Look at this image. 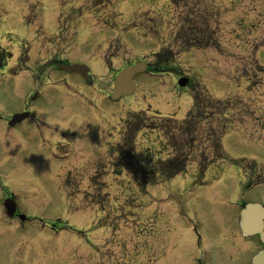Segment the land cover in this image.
Segmentation results:
<instances>
[{"label": "rangeland", "instance_id": "374dc122", "mask_svg": "<svg viewBox=\"0 0 264 264\" xmlns=\"http://www.w3.org/2000/svg\"><path fill=\"white\" fill-rule=\"evenodd\" d=\"M191 1L0 0V46L12 54L5 67L10 76L0 77V118L22 113L26 93L37 92L31 106L33 121L10 128L0 120L4 189L16 193V203L34 227L0 226V264H166V260L168 264H198L205 255L213 264H225L221 258L224 244H231V235L237 236L240 214L238 209L231 212L217 204L214 197L222 193L220 185L199 189L197 184L196 190L176 201L167 197L175 193L177 183L156 181L144 189L130 182L126 175L132 171L123 172L116 164L117 147L120 150L127 144L136 148L142 163H148L151 158L145 151L150 145L156 150L157 141L164 139L156 126L165 127L176 141L175 152L191 153L195 164L188 171L198 169V161L219 159L221 177L230 188L227 196L235 193L236 201L264 205L261 171L257 169L256 178L244 186L238 174L248 171L245 166L254 161L264 175V132L255 129L264 130V0H200V7L212 8L213 14L207 15L195 13L188 6ZM160 49H164L160 57L150 54ZM20 50L33 60L27 62L30 74L17 75L15 58ZM52 58L89 64L93 91L81 79L53 68L47 82L35 66ZM137 61L158 64L168 72L136 76L135 93L112 103L108 95L114 75ZM20 68L24 69L22 64ZM182 77L189 79L186 88L176 84ZM63 79L69 81L66 89L58 84ZM68 90L77 94L72 97ZM48 91L53 96L50 105ZM76 98L81 102L78 105L73 104ZM86 99L96 111L86 107ZM194 100L200 102L195 108L206 111L208 121L197 123L196 135L192 126L186 137L185 130L176 125L190 113ZM230 100L231 107L226 104ZM211 101H217L218 107ZM231 110V119L211 117ZM127 115L134 121L141 115L132 137L121 130ZM194 115H190L193 120ZM77 136L80 141L73 149ZM221 138L222 156L215 147ZM51 152L64 157L63 162L51 159ZM168 153L176 155L168 150L165 156ZM44 165L56 168L44 172L52 179H37L39 184L25 179L43 174L28 167L35 170ZM17 168L23 175L19 195L11 181ZM215 171L207 167L206 179L213 180ZM239 185L243 186L240 197ZM195 194L198 199L192 200ZM175 209L178 216L181 213L178 219L172 212ZM48 224H56L54 230L62 232L48 233ZM197 232L214 245H197L207 244L199 242ZM240 237L244 244H260L256 236ZM254 253L247 250L244 264H250ZM228 261L239 264L235 259Z\"/></svg>", "mask_w": 264, "mask_h": 264}, {"label": "flooded vegetation", "instance_id": "af4514ba", "mask_svg": "<svg viewBox=\"0 0 264 264\" xmlns=\"http://www.w3.org/2000/svg\"><path fill=\"white\" fill-rule=\"evenodd\" d=\"M202 13H204V12H202ZM207 13H208V10L207 9H205V15H207ZM56 60H52V62L51 63H54ZM49 67H53V66H49ZM1 69H3V67L2 66H0V73L2 72L1 71ZM79 77V76H78ZM80 78V77H79ZM36 79H38V77H36ZM88 84H90L91 86H92V84H93V79H92V77H90L89 78V81H88ZM28 97L29 96H26L25 98H24V100H23V110L21 111V112H29V118L28 119H26L25 121H27V120H34L33 119V115H34V112L32 111V109H31V106L32 105H34V103H32V100H31V97H29V101H28ZM37 114V113H36ZM11 117V116H10ZM0 120H5V123L7 124L8 123V121H9V117H6V118H0ZM25 121H22L21 123H19V124H22L23 122H25ZM18 124V125H19ZM17 126V125H16ZM44 161H42V163H43ZM56 168L57 169H61L60 167H59V164L56 166ZM56 168H54V169H49V167H47V166H36L35 167V170L31 167H28V169L29 170H31V171H38V172H43V174L41 175V176H39V177H32V178H28V177H25V179H27V181H29V180H35V181H37V179H39L40 180V182H42L43 181V179L45 180V181H47V180H49V179H52L51 177H48V176H44V172L46 171V172H48V171H51V172H55V169ZM3 169H6V167H4V166H1L0 165V180H3V182H4V178L1 176V170H3ZM29 170H28V172L27 173H25L24 174V176H28L29 175ZM13 173V175L14 176H12L11 177V181H13L12 183V185H13V187L16 189V191H17V193H18V195H19V191L18 190H20V188H21V177L23 176L22 175V173L21 172H19V168H17L15 171H13L12 172ZM67 179V178H66ZM199 180H198V177H195L191 182H190V184H192V183H197ZM1 182V181H0ZM37 183L39 184V182L37 181ZM36 183V184H37ZM48 184H49V182H47ZM202 185H201V187H199V189L200 188H204V187H209L211 184H213V183H209V182H200ZM4 184H5V182L3 183V184H1L0 183V226H4V228L5 227H10V226H14V228H16V226H17V222H25V221H21V215H23V208L22 207H19L18 206V204L16 203V200H17V198H16V193L14 192H12V191H10V192H6V190L4 189ZM42 184V183H41ZM178 185H177V187H175L176 189H181V184H183V182L182 181H179L178 183H177ZM217 185H221L220 186V190H221V194H216V196L217 197H214V199L216 200V201H218V203L217 204H219V205H222V206H224L225 207V205L227 206V208L231 211V212H234V210L236 209V208H238L239 206H240V204L239 203H235V202H232L231 200L232 199H230V195L229 196H227V193H226V190L228 189L227 187H225L224 185H222V184H216V187H217ZM43 188V187H42ZM18 189V190H17ZM39 189V188H38ZM40 190H42L41 188H40ZM38 195H39V193H38ZM183 195L182 194H179V197H182ZM226 196L228 197V199H226ZM20 197V196H19ZM195 197H197V195L195 194L194 196H193V199L192 200H195ZM41 198H43V197H41ZM179 198H176V200H178ZM197 199H198V197H197ZM226 199V200H225ZM40 201H42V202H44V203H46L47 201H48V199H43V200H41L40 199ZM49 202L51 203L52 201H50L49 200ZM48 202V203H49ZM8 203L13 207L14 206V209H15V212H14V214H13V217H9L8 215H7V210H6V208H5V206L6 205H8ZM192 205H194V202L192 203ZM195 206V205H194ZM172 212H174V215H175V217H176V219H178V212L176 211V209H175V211H172ZM230 218V217H229ZM12 224H14V225H12ZM237 224H238V220H237ZM231 225H232V221H231ZM48 228L52 231V232H54V233H58V230H54V229H56V224H51V225H49L48 226ZM47 232H49V231H47ZM204 232L206 233V230H204ZM43 233V232H42ZM236 234H237V236L236 237H233V235H231V237H230V239H231V244H224V248H223V251H222V254H223V257L221 256V258L223 259V260H225V264H227V262H229L228 260H231V261H233L234 259L235 260H237V262L239 263V264H244V260H245V255H246V252H247V250H251V251H254L255 252V254H259V253H261V252H263L264 251V245L263 244H254V246H252L251 244H244V242H242L241 241V237H240V233H239V231H238V233L236 232ZM197 235H198V240H199V242H202V243H207V244H197V245H199V246H201V245H204L205 247H208V246H211V245H214V244H211L210 242H208L207 241V239L205 238V240H203L202 239V236L199 234V232H197ZM1 245V244H0ZM178 247H180V248H183V246H182V244H178L177 245ZM252 246V247H251ZM6 247V246H5ZM165 247V248H164ZM163 247V249H164V252H168L167 251V249H166V246H164ZM210 252V251H209ZM165 257L164 256H162L161 257V259H160V261L162 260V259H164ZM237 258V259H236ZM205 262H208V264H213V260H212V258L211 257H208V256H203V258H202ZM202 259L201 260H198V261H196V262H198V264H205L203 261H202ZM216 259V258H215ZM227 261V262H226ZM195 262V263H196ZM160 264H162V261L160 262ZM166 264H168V261L166 260ZM187 264V263H186ZM189 264H194V263H189Z\"/></svg>", "mask_w": 264, "mask_h": 264}, {"label": "water", "instance_id": "95a60500", "mask_svg": "<svg viewBox=\"0 0 264 264\" xmlns=\"http://www.w3.org/2000/svg\"><path fill=\"white\" fill-rule=\"evenodd\" d=\"M60 70L67 72L69 74H81L86 76L88 69L84 66L77 65H64L60 64L57 66ZM147 65L142 62L136 63L134 66H128L124 68L115 78L113 83V90L111 94L112 100H117L122 96H129L135 90L136 84L133 77L136 74L143 73L146 71ZM187 84V79H180L178 85L184 87ZM26 114L15 115L12 117L9 125L13 126L19 123L24 118ZM263 219L264 210L260 205L252 204L245 206L241 213V229L245 236L257 234L260 236V240L264 243V231H263ZM253 264H264V254L255 258Z\"/></svg>", "mask_w": 264, "mask_h": 264}, {"label": "trees", "instance_id": "16d2710c", "mask_svg": "<svg viewBox=\"0 0 264 264\" xmlns=\"http://www.w3.org/2000/svg\"><path fill=\"white\" fill-rule=\"evenodd\" d=\"M170 56H171V54H169ZM160 57V55H157V57ZM4 57H6L5 55H4ZM8 57H9V55H8ZM165 59H167V58H165ZM157 68V67H156ZM158 70V69H157ZM166 72H168V71H158V73H166ZM197 101V103H198V105L200 104V102L198 101V100H196ZM226 101V100H225ZM210 102V101H209ZM209 102H207V105L209 106ZM219 103H221V102H223V101H218ZM195 100H194V104H193V107H192V109H191V111H190V113L187 115V117H186V119L182 122V123H178L177 124V127L178 128H181L182 127V129H184L185 130V135H186V137H187V133L189 132V130L191 131V128H192V126H193V128H192V131H193V133H194V135H196V125H198L197 123H201V122H207L208 121V116H207V113H206V111H204L203 109H201L199 106L201 105H199V106H197L199 109H197V108H195ZM196 103V104H197ZM211 105L213 106V107H218L217 105H216V103H217V101H216V103H214L213 101H211ZM229 104V107H231V106H233L234 105V103L230 100V102H226V104ZM206 105V106H207ZM218 105H220V104H218ZM230 109V108H229ZM228 111V110H227ZM192 112L193 113H195V118H194V120H193V118L190 116L191 114H192ZM225 116V114L224 115H222V114H212V116L211 117H216V120L217 119H222V117H224ZM211 117H210V119H211ZM218 117H220V118H218ZM195 122V123H194ZM164 123V122H163ZM134 124H136V123H134ZM161 125H164V124H161ZM157 128L156 129H159L160 130V128L158 127V126H156ZM163 129H165V127L163 128ZM163 129H161V130H163ZM164 131V130H163ZM171 139V138H170ZM171 140H173V139H171ZM177 159H179V161H183V158L181 159L180 157H178V158H175V160H177Z\"/></svg>", "mask_w": 264, "mask_h": 264}]
</instances>
